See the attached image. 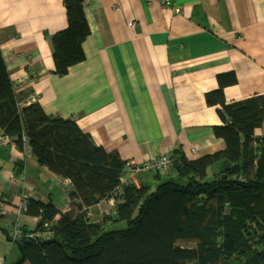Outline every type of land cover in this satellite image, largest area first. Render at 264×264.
Listing matches in <instances>:
<instances>
[{
  "label": "crops",
  "instance_id": "obj_1",
  "mask_svg": "<svg viewBox=\"0 0 264 264\" xmlns=\"http://www.w3.org/2000/svg\"><path fill=\"white\" fill-rule=\"evenodd\" d=\"M85 1L86 60L59 77L52 38L68 25L65 0H0L3 58L15 84L33 91L29 100L47 115L74 120L125 162L222 150L214 133L223 124L220 106L206 95L222 90L227 103L264 95V0H170L180 14L163 0ZM256 135L264 136V121ZM9 142L0 141V264H20L11 234L34 232L41 219L23 203L52 202L66 213L78 196ZM113 208L112 201L98 204L92 219Z\"/></svg>",
  "mask_w": 264,
  "mask_h": 264
},
{
  "label": "trees",
  "instance_id": "obj_2",
  "mask_svg": "<svg viewBox=\"0 0 264 264\" xmlns=\"http://www.w3.org/2000/svg\"><path fill=\"white\" fill-rule=\"evenodd\" d=\"M85 4L65 0L68 25L52 38L56 76L86 60ZM20 88L0 47V141L22 154L28 148L78 196L49 237L36 239L30 235L61 212L52 202L26 201V214L41 219L34 232L21 229L20 264H264V136L256 135L264 95L227 103L222 90L209 92L207 103L220 106L223 124L214 133L224 148L198 158L174 152L170 171L123 185L127 162L117 152L97 146L74 120L47 115L29 100L33 91ZM111 200L114 208L92 219L90 210Z\"/></svg>",
  "mask_w": 264,
  "mask_h": 264
},
{
  "label": "built area",
  "instance_id": "obj_3",
  "mask_svg": "<svg viewBox=\"0 0 264 264\" xmlns=\"http://www.w3.org/2000/svg\"><path fill=\"white\" fill-rule=\"evenodd\" d=\"M165 1V7H171L173 8V11L177 14L181 13V9L179 8L178 10L175 9V6L172 5L170 0H164ZM129 27L131 28L132 31L137 32L138 30V24L137 22H132L129 24ZM1 140V138H0ZM14 145V143L12 144ZM25 153L23 154L24 156H28L30 151L28 148L25 149ZM194 153H196V151L193 149L192 150ZM176 163V157L173 153L170 154H163V155H159V156H155L153 158H151L150 160H147L145 162L142 163H138V162H127L126 168H125V175L123 176L121 182L123 185H129V184H139V176L142 175H147V174H151L154 172H168L170 171L174 165ZM113 203L114 201L111 200ZM26 205V202L23 203V206ZM62 213H58L56 214L52 219H47L46 222L44 223V229L45 231L43 232H38L35 234H31L30 238H45V237H49V230L50 228L56 224L57 222H59L61 220V215ZM11 238L14 241H18L20 238H22V231L19 228H16L12 234H11Z\"/></svg>",
  "mask_w": 264,
  "mask_h": 264
},
{
  "label": "water",
  "instance_id": "obj_4",
  "mask_svg": "<svg viewBox=\"0 0 264 264\" xmlns=\"http://www.w3.org/2000/svg\"><path fill=\"white\" fill-rule=\"evenodd\" d=\"M1 230L6 234L7 238H9V233L7 231L3 230V229H1ZM11 241L14 242L17 245L18 249L20 250L21 255H22L21 261H23L24 257H25L24 256L23 246L21 245V243L19 241H14V240H11Z\"/></svg>",
  "mask_w": 264,
  "mask_h": 264
},
{
  "label": "rangeland",
  "instance_id": "obj_5",
  "mask_svg": "<svg viewBox=\"0 0 264 264\" xmlns=\"http://www.w3.org/2000/svg\"><path fill=\"white\" fill-rule=\"evenodd\" d=\"M163 6H165V1H164V0H163ZM166 7H167V6H166ZM168 8H169V7H168ZM170 8H171V7H170ZM173 8H174V7H173ZM175 9L178 10L179 8H178L177 6H175ZM173 12H174V11H173ZM174 13H175V12H174ZM176 14H177V13H176ZM16 249H17V247H16ZM18 261H19V260H17V261L15 262V264L18 263ZM25 264H27V263L25 262Z\"/></svg>",
  "mask_w": 264,
  "mask_h": 264
},
{
  "label": "clouds",
  "instance_id": "obj_6",
  "mask_svg": "<svg viewBox=\"0 0 264 264\" xmlns=\"http://www.w3.org/2000/svg\"><path fill=\"white\" fill-rule=\"evenodd\" d=\"M68 182H69V181H68ZM69 185H71L70 182H69ZM71 187H72V186H71ZM60 212H61V211H60ZM61 213H63V212H61ZM11 239H12V238H11Z\"/></svg>",
  "mask_w": 264,
  "mask_h": 264
}]
</instances>
